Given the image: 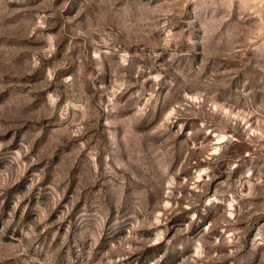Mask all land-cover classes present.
<instances>
[{"label": "rangeland", "instance_id": "obj_1", "mask_svg": "<svg viewBox=\"0 0 264 264\" xmlns=\"http://www.w3.org/2000/svg\"><path fill=\"white\" fill-rule=\"evenodd\" d=\"M0 264H264V0H0Z\"/></svg>", "mask_w": 264, "mask_h": 264}]
</instances>
